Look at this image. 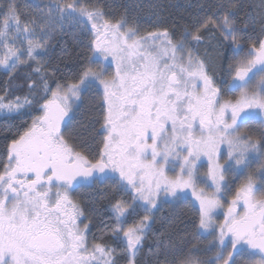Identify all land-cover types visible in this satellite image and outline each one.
I'll return each mask as SVG.
<instances>
[{
	"label": "snow or ice",
	"instance_id": "1",
	"mask_svg": "<svg viewBox=\"0 0 264 264\" xmlns=\"http://www.w3.org/2000/svg\"><path fill=\"white\" fill-rule=\"evenodd\" d=\"M150 8L153 30L142 33L127 7L111 16L99 0H39L30 10L0 0L9 73L0 113L20 121L0 155V264H141L157 223L169 226L143 264H264V0H188L179 38L164 6ZM77 33L89 54L58 78L59 63L80 55L63 37ZM229 173L244 180L225 200ZM99 185L89 210L102 202L113 223L90 244L86 205L72 192ZM188 190L185 219L175 209ZM129 217L138 219L126 227Z\"/></svg>",
	"mask_w": 264,
	"mask_h": 264
},
{
	"label": "trees",
	"instance_id": "2",
	"mask_svg": "<svg viewBox=\"0 0 264 264\" xmlns=\"http://www.w3.org/2000/svg\"><path fill=\"white\" fill-rule=\"evenodd\" d=\"M39 0H17V3L24 9H29L34 4L38 3ZM193 4L197 3V0H191ZM200 2H213V0H200ZM258 2V0H257ZM188 0H99V4L105 7L106 11H109V15L111 16H119L121 12L124 11L125 7L128 8L129 17H135L138 26L143 33L145 30H153L152 24L156 20V17L152 14V10L150 8L151 4H160L164 6L162 16L165 19L167 25L174 32V38H179L180 33L182 31V25L190 19L189 13L192 9L186 8ZM139 5V7H135V5ZM175 21V26H173ZM259 35V29L257 27L256 31L252 33L253 39H255ZM63 40L67 41L69 48L76 49L77 52L80 53L79 57H74V59H64L59 63L60 71L57 73L58 78H63L70 76L73 71L79 69V65L82 64L89 54V50L86 47L88 43V37L76 34V39H73L72 36H65ZM201 52H203V48H201ZM60 55V47L54 49V53L52 56V63L49 65V73H51V68L56 66L57 58ZM9 78L8 72H0V88L4 86V82ZM19 82V81H17ZM53 88L55 87V83L51 85ZM15 95L21 94L20 92H15ZM95 99L96 97H92L91 107H95ZM36 114V113H33ZM19 120L6 119L0 121V155H3L6 152V145L10 142L12 138V132L8 131L11 127L12 131L15 130V125L19 124ZM93 143V142H92ZM186 207H182L181 211H177L176 213L179 215H185L186 218L191 216L192 206L188 203L185 205ZM179 207V206H178ZM169 226L168 224L166 225ZM166 227V228H167ZM164 228V230L166 229ZM163 230V229H162Z\"/></svg>",
	"mask_w": 264,
	"mask_h": 264
},
{
	"label": "flooded vegetation",
	"instance_id": "3",
	"mask_svg": "<svg viewBox=\"0 0 264 264\" xmlns=\"http://www.w3.org/2000/svg\"><path fill=\"white\" fill-rule=\"evenodd\" d=\"M106 67L108 68L109 71L114 70L113 67L109 64H106ZM229 95L234 96L235 93H229ZM93 96L95 97V95H93ZM97 127H99V126L97 125ZM252 127H259V124L253 123ZM102 135L103 134L98 136L97 139L98 140L102 139ZM224 155H225V157L227 155V149L226 148L224 149ZM221 162H223V161L221 160ZM199 164L202 165V167H200V170H204L206 172V170H207V158L206 157L202 158L201 161L199 162ZM256 166H257L256 164H253V168H255ZM245 175H246V173H245ZM229 177L233 181V183L231 184V193H229L228 195L225 196V200L231 199V194L234 193L235 188L244 180V175H234L232 173H229ZM104 187H106V185H99V186L92 187V188H89L87 186H78L75 189V191L72 192V196L74 198L80 199L86 205L85 217L81 218L80 226L83 227L84 224H89V230H88L87 236H88V241L90 244L94 242V238H99L101 236V228L103 227L104 224H112L113 223V220L111 218V214L104 209V207L102 206V202H101V206H99V209L95 214L89 210L91 207L92 198L95 197L97 200H99V196H98L99 189L104 188ZM189 192H190V194L187 195L185 203L180 204L179 207H177L175 209V212L181 211L178 209H181L182 207H186L185 205L187 204V201H192V204L195 205V203L192 199L191 190H188V193ZM226 210H227V204H225V207L223 209L217 210V213H216L217 223L223 221L224 212ZM238 210L242 211V208H239ZM162 215L167 216V211H165L163 213H161L159 211L156 212V216L158 218L161 217ZM135 219H138V217H129L125 226L127 227L128 225L132 224L135 221ZM166 225H167V223H165L162 227L161 224L157 223L153 226L152 233H150L148 238L144 241V247H143L142 253L138 257L141 261V264H143L144 254H146L148 252L149 247L155 246L154 235H158L161 231H163L164 228L167 227ZM104 240L107 243L111 244L113 247H117L118 242H115L111 239L110 233H108L104 236ZM118 264H125L124 259L120 258L118 260Z\"/></svg>",
	"mask_w": 264,
	"mask_h": 264
},
{
	"label": "rangeland",
	"instance_id": "4",
	"mask_svg": "<svg viewBox=\"0 0 264 264\" xmlns=\"http://www.w3.org/2000/svg\"><path fill=\"white\" fill-rule=\"evenodd\" d=\"M0 72H8L7 70H5L4 68L0 67ZM6 119H9L7 114L6 113H0V121L2 120H6ZM179 164H175L174 167L172 166H169V170H168V175L170 177H174L178 172H179ZM202 173L205 172L204 170H200ZM207 171V170H206ZM190 194V192L188 193ZM194 203H195V200L194 198L192 197ZM182 217H184L186 219V216L185 215H182Z\"/></svg>",
	"mask_w": 264,
	"mask_h": 264
}]
</instances>
